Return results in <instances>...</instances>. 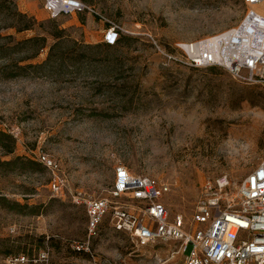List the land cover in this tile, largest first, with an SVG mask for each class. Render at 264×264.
<instances>
[{
    "label": "rangeland",
    "instance_id": "obj_1",
    "mask_svg": "<svg viewBox=\"0 0 264 264\" xmlns=\"http://www.w3.org/2000/svg\"><path fill=\"white\" fill-rule=\"evenodd\" d=\"M78 1L94 12L0 0V264L43 250L48 264H90L72 247L87 224L73 197L108 196L117 165L169 183L162 201L189 223L207 181L237 187L264 160V86L185 64L178 48L237 25L243 0ZM177 246H138L109 216L90 241L104 264H177L166 261Z\"/></svg>",
    "mask_w": 264,
    "mask_h": 264
},
{
    "label": "built area",
    "instance_id": "obj_2",
    "mask_svg": "<svg viewBox=\"0 0 264 264\" xmlns=\"http://www.w3.org/2000/svg\"><path fill=\"white\" fill-rule=\"evenodd\" d=\"M67 1L72 5L57 10L49 1L48 5L55 15L85 8L94 12L78 0ZM243 3L247 10L237 25L199 42L178 44V48L185 53V64L222 67L240 82L264 86V14L254 9L264 0ZM114 34L108 30L105 40L113 41ZM40 162L51 172L49 191L61 196L65 182L56 161L41 154ZM170 190L167 182L132 174L117 165L108 196L84 198L78 193L73 197L75 204L84 206L87 217L86 237L74 243L73 249L90 254V264H104L93 256L90 241L109 216L111 226L127 232L138 246L158 240L177 242L167 262L181 255L177 264H264V160L237 187L228 175L207 181L189 223L182 214L170 217L162 201ZM29 263L48 264V252L40 251L33 258L24 253L6 257V264Z\"/></svg>",
    "mask_w": 264,
    "mask_h": 264
},
{
    "label": "bare ground",
    "instance_id": "obj_3",
    "mask_svg": "<svg viewBox=\"0 0 264 264\" xmlns=\"http://www.w3.org/2000/svg\"><path fill=\"white\" fill-rule=\"evenodd\" d=\"M49 1V4H50V6L53 8V9H55V10H57V9H59V8H61V7H64V6H71L72 5V3L70 2V1H67V0H63L61 3H59V4H55L54 3V1H56V0H48Z\"/></svg>",
    "mask_w": 264,
    "mask_h": 264
},
{
    "label": "trees",
    "instance_id": "obj_4",
    "mask_svg": "<svg viewBox=\"0 0 264 264\" xmlns=\"http://www.w3.org/2000/svg\"><path fill=\"white\" fill-rule=\"evenodd\" d=\"M116 35H117V36H116L115 41H114L115 43H116L117 40L119 39V37H118V36H119V32H118V31L116 32ZM212 67H214V66H212Z\"/></svg>",
    "mask_w": 264,
    "mask_h": 264
}]
</instances>
